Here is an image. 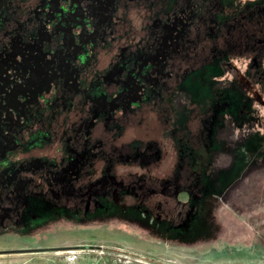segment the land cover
I'll list each match as a JSON object with an SVG mask.
<instances>
[{
    "label": "flooded vegetation",
    "instance_id": "obj_1",
    "mask_svg": "<svg viewBox=\"0 0 264 264\" xmlns=\"http://www.w3.org/2000/svg\"><path fill=\"white\" fill-rule=\"evenodd\" d=\"M260 14L264 0H0V228L41 223L42 211L108 208L115 190L142 212L148 195L188 198L170 168L121 172L123 155L104 150L107 133L122 138L128 124L161 118L190 74L238 56L216 41L201 60V20L219 40L226 26L256 25ZM131 136L132 158L161 160V140Z\"/></svg>",
    "mask_w": 264,
    "mask_h": 264
},
{
    "label": "rangeland",
    "instance_id": "obj_2",
    "mask_svg": "<svg viewBox=\"0 0 264 264\" xmlns=\"http://www.w3.org/2000/svg\"><path fill=\"white\" fill-rule=\"evenodd\" d=\"M247 61V57L233 56L224 69L216 63L197 69L173 93L172 110L161 114L167 122L150 118L131 129L130 135L161 140L165 149L161 160L147 170L140 167L148 175V170L151 175L162 174L173 165L179 137L182 147L214 150L208 165L214 179L207 187L210 200L174 207L177 222L165 234L147 233L114 217L95 225L38 221L39 227L31 231L24 222L21 226L11 223L0 228V264H47L49 260L62 264L55 256L59 250L99 243L140 258L144 264H264V66L247 68ZM129 169L124 166L121 172ZM188 199L180 195L182 202ZM112 200L123 211L135 201L117 190ZM162 200L142 212L157 230L168 219L162 206L170 209L172 204ZM35 211L41 212L40 208ZM42 214L47 217L50 212ZM203 221L214 222L213 233L202 236V230L194 227Z\"/></svg>",
    "mask_w": 264,
    "mask_h": 264
},
{
    "label": "trees",
    "instance_id": "obj_3",
    "mask_svg": "<svg viewBox=\"0 0 264 264\" xmlns=\"http://www.w3.org/2000/svg\"><path fill=\"white\" fill-rule=\"evenodd\" d=\"M239 11L238 8L235 10H228L226 12L234 14ZM223 20H221L222 23ZM228 22H232L229 20ZM252 21L245 22L244 26H237L236 29L229 28L226 26L225 32H220V39L218 40L215 37H208L207 32H209V23L208 20H201V28L203 30V38L202 44L206 46L205 51L202 53V59L205 60L206 56L211 55L210 48L215 44L218 45L219 51H224L229 54H235L241 57H247L248 63L250 64V68L260 70L264 66V14H260L256 16V25H251ZM249 28L250 37H247L246 29ZM229 31L230 33H228ZM253 33L255 35H253ZM263 39L262 43H256V40ZM237 40V42L241 43L242 47L239 45L236 48H233L230 45V42ZM251 40V44L253 48L246 49L245 43ZM219 53V52H218ZM203 62V61H198ZM258 79H262L261 76H258ZM131 127L132 124H128L124 129V136L122 138H117L111 135L110 131H108L104 150L107 153L108 157H116L117 154L121 153L122 157V166H128L133 173L138 170V167H141L139 160H135L133 155L136 152L135 148H132L131 140ZM180 138V137H179ZM157 139V138H154ZM177 143V142H176ZM179 143V142H178ZM177 143V144H178ZM116 147L118 150L116 151ZM144 146H141L143 148ZM174 152L176 153V161L170 167L172 173H178L179 177L174 182L179 186L180 192H185L188 194L189 199L187 202H182L179 199V194L167 193L163 194L158 192L153 195H148L146 197L145 203L148 207H153L157 200L163 199L162 201L172 200V204L170 205V209L167 206H162L163 209L168 213V219L163 223L159 230L156 228V223L151 222L148 216H144L142 211L138 209L135 205V201L131 202L126 206V209L123 211L119 205L112 204L106 208V205L102 208H96L92 206V211L88 212L84 210V204H82V208L79 212H69L67 210L63 212H55L50 216L43 217L41 222L42 225L49 224L50 221H58V220H68L71 225H95L101 224L105 221V219L114 217L121 218L124 223L128 225L134 226L136 228H141L147 233L155 232V233H166L169 232L171 226L174 225V221H176V215H173L172 209L177 207L179 204H189L192 201L198 202L199 199H208L210 200V195H208V186H210L213 182V177H211V172L208 168L209 165V155L210 152L205 146H197L191 145L190 147H182V145L175 146ZM128 156L130 158L128 159ZM145 170L147 167L151 165H144ZM181 167V168H180ZM125 179L130 180L132 176L128 178L124 176ZM156 200V201H155ZM163 203V202H162ZM95 207V208H94ZM61 217V218H60ZM213 218V217H211ZM210 218V219H211ZM209 219V220H210ZM207 221V220H206ZM204 222L200 224H196L195 228L202 230V236H205L210 232L216 229L214 227L211 228V224L214 222ZM177 222V221H176ZM38 223H33L26 226L27 231L35 230L39 227ZM40 224V225H41ZM193 227V228H194ZM186 229V228H185ZM188 229V228H187ZM211 237V236H210Z\"/></svg>",
    "mask_w": 264,
    "mask_h": 264
},
{
    "label": "built area",
    "instance_id": "obj_4",
    "mask_svg": "<svg viewBox=\"0 0 264 264\" xmlns=\"http://www.w3.org/2000/svg\"><path fill=\"white\" fill-rule=\"evenodd\" d=\"M58 254L63 256L66 264H81L82 262L86 264H109L111 260L127 264L145 263L144 260L133 258L130 254H126L123 251H115L104 243L72 246L59 250Z\"/></svg>",
    "mask_w": 264,
    "mask_h": 264
},
{
    "label": "crops",
    "instance_id": "obj_5",
    "mask_svg": "<svg viewBox=\"0 0 264 264\" xmlns=\"http://www.w3.org/2000/svg\"><path fill=\"white\" fill-rule=\"evenodd\" d=\"M76 246V245H75ZM56 258L58 259L59 258V261L62 263V264H66L64 259L62 260V255L60 254H55ZM49 261H52V262H48L47 264H55V261L53 260H49ZM64 261V262H63ZM36 264H44L43 262H37ZM81 264H86L85 262H82ZM109 264H126L124 262H114L113 260L110 261Z\"/></svg>",
    "mask_w": 264,
    "mask_h": 264
}]
</instances>
